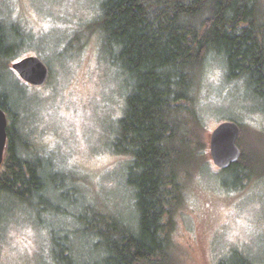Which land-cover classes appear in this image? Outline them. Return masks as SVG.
<instances>
[{"label":"rangeland","instance_id":"1","mask_svg":"<svg viewBox=\"0 0 264 264\" xmlns=\"http://www.w3.org/2000/svg\"><path fill=\"white\" fill-rule=\"evenodd\" d=\"M259 1L264 7V0ZM99 4L0 0V22L13 31L16 27L22 39L1 69L4 89L19 113L13 127L46 162L49 173H57L64 186L68 175L71 197L79 205L126 223L136 217L133 194L125 183L131 157L115 152L112 142L128 78L111 64L102 45L96 22ZM32 54L48 67L41 86L25 83L11 68V63ZM223 63L207 59L194 78L186 117L197 119V112L193 136L199 144L193 143L196 153L178 171L181 185L170 234L174 264H228L241 255L257 264L264 260V102L245 78L228 77ZM223 120L238 123L237 144L255 165L240 180L234 172L216 167L209 156V134ZM54 200L75 215L79 211L67 207L60 196ZM33 214L24 205L2 203L0 264H51V229L77 227L62 214L54 223L45 216L43 224ZM74 240L75 252L82 255V240Z\"/></svg>","mask_w":264,"mask_h":264},{"label":"trees","instance_id":"2","mask_svg":"<svg viewBox=\"0 0 264 264\" xmlns=\"http://www.w3.org/2000/svg\"><path fill=\"white\" fill-rule=\"evenodd\" d=\"M96 22L109 61L128 78L112 144L115 152L131 157L125 183L133 194L135 220L123 223L79 205L71 197L68 175L65 186L59 183L58 174L49 173L17 131L19 113L4 89L1 66L21 46V32L1 22L0 107L7 116V141L0 208L15 203L30 208L37 223L45 216L54 223L62 214L77 224L73 230L51 229V264H174L170 234L181 185L178 171L199 144L193 136L197 112V119L186 117L196 72L207 59L220 58L228 77L245 78L264 102V7L259 0H100ZM247 160L241 151L227 170L240 180L255 167ZM59 196L78 213L64 210L54 200ZM74 236L83 242L82 255L75 252ZM228 264L257 263L241 255Z\"/></svg>","mask_w":264,"mask_h":264},{"label":"water","instance_id":"3","mask_svg":"<svg viewBox=\"0 0 264 264\" xmlns=\"http://www.w3.org/2000/svg\"><path fill=\"white\" fill-rule=\"evenodd\" d=\"M12 70L25 83L41 86L48 78V67L38 55H27L11 63ZM7 116L0 107V166L4 159L7 141ZM240 127L237 122L223 120L209 134V156L219 169H227L238 161L241 150L237 144Z\"/></svg>","mask_w":264,"mask_h":264}]
</instances>
